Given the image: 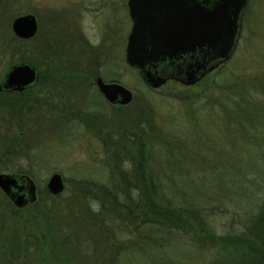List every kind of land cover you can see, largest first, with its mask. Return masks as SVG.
<instances>
[{"label": "rangeland", "instance_id": "obj_1", "mask_svg": "<svg viewBox=\"0 0 264 264\" xmlns=\"http://www.w3.org/2000/svg\"><path fill=\"white\" fill-rule=\"evenodd\" d=\"M37 5L39 0H0V81L12 65L26 58L38 64L37 41L23 50L11 40L10 30L17 11H36ZM60 24L59 29L72 35L67 14L60 15ZM88 36L95 47L103 39L93 29ZM75 37L72 43L77 46ZM55 41L63 44L65 35ZM82 53L81 59L86 55ZM118 53L107 43L108 61L96 70L104 82H117L133 93L128 106H112L93 84L72 78H64L51 92L53 97H42L39 86L25 99L0 95V159L5 156L0 172H26L36 184V204L41 205L51 204L44 194L46 184L53 174H60L65 189L57 202L68 208L61 219L50 218L35 204L17 209L0 190V264H92L114 245L132 249L120 256L119 264H207L217 253L221 259L231 255L225 247L198 250L188 238L172 233L148 229L136 234L134 228L113 223L117 231L113 238L103 230L97 221L110 223V212L94 199L95 193L87 199L79 197L78 188L85 182L110 187L119 182L111 161L120 152L118 144L112 139L115 146L110 149L102 138H113L122 130L143 135L150 171L167 201L204 209L217 236L243 231L264 201V119L246 124L242 131L233 118L242 97L250 108L264 105V0H248L232 58L194 86L168 82L152 90L137 70L114 59ZM65 58L69 60V54ZM70 65L62 61L61 69L70 72ZM42 99L59 109H40ZM71 109H88L93 117L86 113L77 115L82 120L63 122L62 116ZM43 112L53 121L46 120L48 116L41 119ZM85 212L90 219H85Z\"/></svg>", "mask_w": 264, "mask_h": 264}, {"label": "water", "instance_id": "obj_2", "mask_svg": "<svg viewBox=\"0 0 264 264\" xmlns=\"http://www.w3.org/2000/svg\"><path fill=\"white\" fill-rule=\"evenodd\" d=\"M167 1L172 4L168 10V26H186L189 38L179 41L178 46L162 44L160 42L169 40L175 42L171 38L173 30L168 33L167 28L166 32L152 34L153 45L158 46L142 48L143 28L136 26L126 50V65L137 70L142 81L153 90L160 89L168 81L186 87L194 86L226 64L237 48L248 3V0H203V6H200L197 0ZM185 2L189 4L186 8ZM164 27L167 25L164 24ZM12 32L20 39L33 38L37 32L35 17L14 19ZM161 35L166 37L162 39ZM37 81L38 72L32 64L17 63L1 79L0 93L23 92L34 87ZM96 85L111 105L125 107L133 100V93L118 83L107 84L98 78ZM46 189L52 196L62 194L65 189L63 177L53 174L47 181ZM0 190L17 209L37 202L36 184L25 174L0 172Z\"/></svg>", "mask_w": 264, "mask_h": 264}, {"label": "trees", "instance_id": "obj_3", "mask_svg": "<svg viewBox=\"0 0 264 264\" xmlns=\"http://www.w3.org/2000/svg\"><path fill=\"white\" fill-rule=\"evenodd\" d=\"M244 99L242 97L236 103V109H233L236 127L242 131L246 124L259 123L261 119H264V105L261 104L257 109L250 108L249 102ZM227 113L230 117V111ZM233 118L230 117V119ZM150 129L155 131L153 123H150ZM112 139H116V144H118L116 148L118 147L120 151L118 154L115 152L111 157V161L115 162L117 170L115 172L118 174L119 182L115 183L113 187L92 186L85 182V187L78 188L79 197L87 199L92 193H95L94 199L102 209L110 212L112 216L110 223L95 219L103 224V230L110 233L113 238H116L117 234V231L113 229V223L124 226L126 229L134 228L136 234H140L139 230L148 229L161 234L172 233L173 237L180 235L188 238L191 246L198 250L212 252L225 247V250L231 254L227 258L221 259L217 253L216 257L207 264H264V201L259 205L258 211L249 217L243 231L237 235L217 236L210 228L204 209L194 206L192 203L181 205L167 201L166 194L158 186L150 171L146 154L147 144L142 134H129L122 130L113 138L109 135L102 138V142L106 147L113 149L115 145ZM4 159L5 156L0 159V166ZM123 163L128 165L126 169L122 165ZM19 173L27 174L26 172ZM94 190L96 192H93ZM38 193L41 194V191ZM44 194L51 204L35 203V205L41 206L40 209L46 211L50 218L61 219L66 209L68 210L65 205L57 202L61 195L52 196L48 192ZM31 206L25 209L31 208ZM89 215V212H85V219H90ZM131 250V247L111 246L107 256V249H105L106 253L100 252V258L95 259L92 264H119L120 256L129 254L128 252Z\"/></svg>", "mask_w": 264, "mask_h": 264}, {"label": "flooded vegetation", "instance_id": "obj_4", "mask_svg": "<svg viewBox=\"0 0 264 264\" xmlns=\"http://www.w3.org/2000/svg\"><path fill=\"white\" fill-rule=\"evenodd\" d=\"M197 3L203 6V0H197ZM188 5V2L184 3L185 8L188 7ZM171 7L172 4L167 0H39L36 11L33 9L25 11V9L22 8L21 11H17L18 14L13 18L12 22L18 17L34 16L37 22L36 35L30 39H20L16 37L12 32L11 22V40L19 43L23 50H25L26 46L31 42L37 41V66L30 63L27 58L25 59L26 61L23 62L30 63L36 68L38 72V81L34 87L23 92H4L0 93V95H17L25 99L27 92L39 86L40 88L42 87L44 91L43 94L45 96L42 95V97H50L51 92L59 88L64 78H72V80L78 82H89L98 90L96 80L101 77L96 69L104 65V63L106 64L108 61V56L105 54V46L110 42L112 48L117 49L118 52L120 51V54L113 55L114 59L126 63V50L136 26L143 28L144 42L143 45L140 46L142 48L158 46L153 45L154 41L152 34L166 32L167 28L169 29L168 33L173 30L171 38L175 42L169 40L160 42L162 44L178 46L180 43L179 41H186V39L189 38L186 26H168L170 14L168 10ZM66 14L69 16V20L72 24V35L66 29L63 30L58 28V25H61L60 15L64 16ZM173 22L176 23L175 20ZM164 24H166L167 27H164ZM90 29L98 32L100 37L103 38L102 41L97 43L98 47H95V43L88 36V31ZM73 34L76 36L75 41L78 44L77 46L73 44L74 42L72 43ZM59 35H65V41L60 45L55 41ZM165 35H161V38L163 39ZM97 48H100V50ZM82 50L86 52L83 59H81L83 55ZM67 54L70 56L69 60L65 58ZM62 61L70 62V64H72L70 65L72 66L70 67L72 71L69 72L61 69ZM99 94L102 96L100 92ZM48 101L49 100L45 99L39 100V104L41 105L40 109H59L55 103L51 106ZM86 113L93 117L91 112H88V109H71L67 114L62 116V120L66 122L74 118L81 119L82 117L80 118L77 115ZM42 115L41 119L43 120H45L47 116L49 118L46 120L51 119L48 113L45 115L43 112ZM51 121H53V119H51ZM83 123L86 124L88 121Z\"/></svg>", "mask_w": 264, "mask_h": 264}]
</instances>
